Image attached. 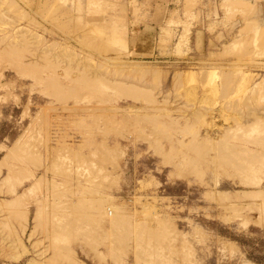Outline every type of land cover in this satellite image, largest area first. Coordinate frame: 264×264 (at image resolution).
<instances>
[{"label": "rangeland", "instance_id": "374dc122", "mask_svg": "<svg viewBox=\"0 0 264 264\" xmlns=\"http://www.w3.org/2000/svg\"><path fill=\"white\" fill-rule=\"evenodd\" d=\"M0 264H264V0H0Z\"/></svg>", "mask_w": 264, "mask_h": 264}, {"label": "bare ground", "instance_id": "6f19581e", "mask_svg": "<svg viewBox=\"0 0 264 264\" xmlns=\"http://www.w3.org/2000/svg\"><path fill=\"white\" fill-rule=\"evenodd\" d=\"M114 82H116V84H118L117 81H114ZM118 82H119V81H118ZM120 83H121V82H120ZM128 83H129V82H128ZM128 83H127V84H128ZM121 84H122V83H121ZM118 86H121V85L118 84ZM128 86H129V85H125L124 87H125V88H128L129 90H124V89H122V90H124V91H129V92H130V94H129L130 96H131V93H132V94L134 93V94H136V95L140 94L141 91L138 93V90L136 89V86H137V85H135V86L132 85V86L134 87V89H136V91H137L136 93H135V92H132L131 89H130ZM190 87H193V86H190ZM121 88H122V87H121ZM142 88H143L142 86H141V87H138V89H142ZM134 89H133V90H134ZM194 89H195V88H194ZM120 90H121V89L119 88V91H120ZM124 91H121V92H124ZM187 91H188V92H187L188 95H191V94H192V93L189 91V88H188ZM206 91L208 92V94H207V96L204 98V99H205V103L208 102V101L212 102V99L217 95V87H216V85H215V84H212L210 87H206ZM142 92H144V91L142 90ZM142 92H141V93H142ZM146 92H147V91H146ZM193 92H195V91H193ZM207 92H206V93H207ZM125 93H127V92H125ZM137 93H138V94H137ZM134 94H133L132 96H135V97H136V95H134ZM188 95H187V96H188ZM191 97H192V96H191ZM203 97H204V96H203ZM129 107H131V106H129ZM131 109H132V108H131ZM253 113H254V112H253ZM252 115L254 116V114H252ZM257 115H258V114H257ZM196 116H197V115H196ZM255 117L257 118V116H255ZM253 122H254V121H253ZM185 125H186L187 128L191 127V125L189 126L188 123L185 124ZM241 125H242V124H240V126H241ZM242 126H243V125H242ZM244 127H245V126H244ZM261 138H263V137H261ZM262 140H263V139H262ZM240 158H242V156H241ZM222 159H223V158H222ZM245 159H247V158H245ZM249 160H251L250 157H249ZM252 160H253V159H252ZM252 160H251V161H252ZM242 161H243V160H242ZM247 161H248V159H247ZM224 162H225V161H224ZM228 162H229V161H228ZM233 163H234V162H233ZM250 163L253 164L252 162H250ZM250 163L247 162V164H250ZM240 164H241V163H240ZM251 164H250V165H251ZM242 165H243V164H241V166H242ZM234 166H235V165H234ZM246 166H247V165H246ZM238 167H239V166H237L236 169H238ZM242 167H243V166H242ZM247 167H249V165H248ZM249 168H250V167H249ZM240 169H241V167H240ZM242 169H243V168H242ZM244 169H246V167H245ZM242 171H243V170H242ZM103 213H104V212H103ZM105 213H106V212H105ZM106 216H107V215H106Z\"/></svg>", "mask_w": 264, "mask_h": 264}]
</instances>
